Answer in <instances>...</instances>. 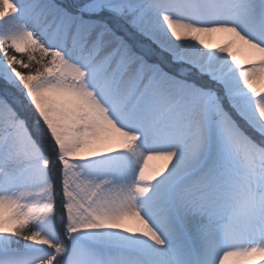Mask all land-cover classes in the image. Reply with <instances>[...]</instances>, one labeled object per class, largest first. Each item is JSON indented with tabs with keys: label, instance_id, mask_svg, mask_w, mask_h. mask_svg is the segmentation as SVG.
<instances>
[{
	"label": "snow or ice",
	"instance_id": "obj_1",
	"mask_svg": "<svg viewBox=\"0 0 264 264\" xmlns=\"http://www.w3.org/2000/svg\"><path fill=\"white\" fill-rule=\"evenodd\" d=\"M0 264H264V0H0Z\"/></svg>",
	"mask_w": 264,
	"mask_h": 264
},
{
	"label": "bare ground",
	"instance_id": "obj_2",
	"mask_svg": "<svg viewBox=\"0 0 264 264\" xmlns=\"http://www.w3.org/2000/svg\"><path fill=\"white\" fill-rule=\"evenodd\" d=\"M212 42H213L214 44H218L220 41H219L218 38H213ZM157 163H159V162H158V161H150V162H149L150 166H151V165H154V164H157Z\"/></svg>",
	"mask_w": 264,
	"mask_h": 264
}]
</instances>
